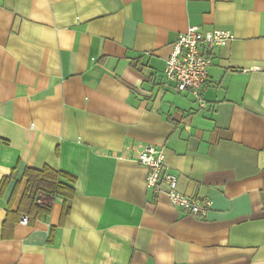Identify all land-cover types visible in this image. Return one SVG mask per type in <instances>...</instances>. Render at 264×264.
Returning a JSON list of instances; mask_svg holds the SVG:
<instances>
[{"label": "crops", "instance_id": "1", "mask_svg": "<svg viewBox=\"0 0 264 264\" xmlns=\"http://www.w3.org/2000/svg\"><path fill=\"white\" fill-rule=\"evenodd\" d=\"M190 26L234 35L205 105L164 74ZM147 146L205 216L146 184ZM47 166L76 177L70 213L43 195L48 214L4 232L25 169ZM11 173L0 264H264V0H2L0 185Z\"/></svg>", "mask_w": 264, "mask_h": 264}, {"label": "built area", "instance_id": "2", "mask_svg": "<svg viewBox=\"0 0 264 264\" xmlns=\"http://www.w3.org/2000/svg\"><path fill=\"white\" fill-rule=\"evenodd\" d=\"M233 38V33L224 28L202 30L198 26H190L180 33L171 45L164 68L166 78L174 83V90H189L205 105L202 101V88L208 79L215 52ZM137 160L148 170L146 184L156 192L161 191L166 184L167 194L176 208L195 216H205L208 213L212 206L210 199L189 196L179 190L178 176L168 169L163 149L152 146L142 148L137 154ZM28 222L29 217L23 215L21 223Z\"/></svg>", "mask_w": 264, "mask_h": 264}, {"label": "trees", "instance_id": "3", "mask_svg": "<svg viewBox=\"0 0 264 264\" xmlns=\"http://www.w3.org/2000/svg\"><path fill=\"white\" fill-rule=\"evenodd\" d=\"M13 175L14 173H11V175L3 178L0 185V193L4 191L9 179H11ZM23 177L27 178V182L19 208L16 212L8 209L7 218L3 226L4 232L7 233V229H9L8 226L12 224L11 218L18 220L23 215H27L30 222H33L42 216V214H48L52 206L41 203L43 195L62 197V220H64L70 213L72 207L75 195L74 183L76 182V177L49 166L43 169L28 167L25 169ZM19 186L20 183H17L11 201L14 199V195L17 193Z\"/></svg>", "mask_w": 264, "mask_h": 264}]
</instances>
